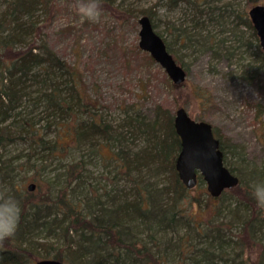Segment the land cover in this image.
<instances>
[{
  "label": "rangeland",
  "instance_id": "rangeland-1",
  "mask_svg": "<svg viewBox=\"0 0 264 264\" xmlns=\"http://www.w3.org/2000/svg\"><path fill=\"white\" fill-rule=\"evenodd\" d=\"M4 1L0 0V11ZM56 1L57 12L45 27L42 42L81 72L84 93L93 105L88 108L89 114L97 113L114 127H122L128 113L149 121L155 118L158 106L160 113L164 110L172 116L178 107H183L194 120L212 125L223 148L226 165L234 175L244 184L264 182V53L254 29L246 25L247 11L254 5L264 6V0H125L123 9L134 11L136 18L103 10L98 23L82 22L71 7L73 0ZM162 7L168 14L158 11ZM141 9L152 13L155 32L186 70L183 85L174 86L160 65L138 48L140 27L137 19ZM195 88H200L202 95L197 94ZM84 112L83 108L78 118L86 117ZM116 129L122 132L123 141L114 143V151L134 153L145 146L143 136H134L124 128ZM55 135L54 127L49 128L45 137L48 145ZM39 152L38 148L33 149L29 139L18 140L3 152V159L13 160L14 166L26 165L21 172H15V181L28 193L36 195L41 191H37L36 182L28 178L38 179L30 165L43 157ZM99 152L108 156L111 150L101 146ZM65 155L63 160L50 155L45 160L43 175L53 180L56 189H61L65 186V178L57 177L65 175L63 163L83 160V178L70 189L74 200H79L86 210L90 209L91 218L97 224L109 222L106 213L119 201L136 198L133 181L140 179L139 186H149L150 191L152 186L158 191L162 184L168 183L161 173L156 176L143 174L145 177H142L135 171L129 178L122 177L118 175V167L103 163L88 143L73 146ZM113 176L116 179L113 180ZM29 185L34 186L32 191H28ZM43 188L45 184L42 183ZM204 193L208 194L201 184L190 191L192 207L185 202L179 204L184 207L185 215L194 213V221L178 219L164 234L157 233L159 245L155 253L163 257V264H198L199 261L207 264L190 249L193 246L199 252L204 247L205 236L217 234V231L235 241L242 226L240 217L247 213L241 206L233 205L234 198L229 190V195L215 199H207ZM150 196L147 198L153 207L155 199ZM159 199L163 204L166 196L161 195ZM214 206L219 207L216 214L211 211ZM139 223L137 218L134 225ZM209 226L213 227L212 232ZM139 228L129 238L141 237L147 241L146 234L139 235ZM48 241L56 247L64 244L57 239ZM239 252L238 249L228 250L226 263L212 256L211 264H238ZM243 252L254 259L255 254L248 248Z\"/></svg>",
  "mask_w": 264,
  "mask_h": 264
},
{
  "label": "trees",
  "instance_id": "trees-1",
  "mask_svg": "<svg viewBox=\"0 0 264 264\" xmlns=\"http://www.w3.org/2000/svg\"><path fill=\"white\" fill-rule=\"evenodd\" d=\"M124 1L101 0V4L103 10L136 18L134 11L123 9ZM56 2L5 0L0 11V186L6 185L22 208L15 236L0 245V264H34L39 259H57L63 264H163V257L155 253L159 245L157 233L162 231L164 234L178 219L194 221V213L185 215L184 207L179 205L185 202L192 207L193 200L191 190L183 186L175 170L180 140L175 133L173 116L164 110L160 113L158 106L152 120L128 113L125 125L114 127L97 113L89 114L93 105L84 93L81 72L42 42L45 27L57 12ZM138 13L148 16L152 23L149 10L141 9ZM246 25L253 28L248 18ZM200 90L195 88L196 93L202 95ZM83 108L87 116L78 118ZM53 127L56 135L48 145L45 137L48 129ZM116 128H124L134 136H143L145 146L134 153L114 151V143L123 141L122 132ZM23 139H29L33 149L38 148L43 156L30 165V170L38 175V179L35 176L28 178L35 181L37 191H41L37 195L28 193L15 181V172H21L26 165L18 163L14 166L13 160L3 159L6 148ZM82 143L95 148L103 163L117 166L118 175L122 177L129 178L135 171L142 177H145L143 174L156 176L161 173L168 183L162 184L158 191H154L156 186H152L150 191L149 186H139L142 184L140 179L139 182L133 181L137 189L136 198L119 201L106 213L110 217L109 222L97 224L91 218L90 209L86 210L79 200H74L70 189L83 178V160L63 163L65 175L57 177L65 178L66 187L61 189H56L53 180L43 175L45 160L50 155L63 160L73 146ZM101 146H107L111 150L110 155H101ZM220 149L223 152L221 144ZM27 163L30 164L29 161ZM223 163L233 173L226 165L224 152ZM42 183L45 184L43 189ZM201 184L204 183L198 177L196 187ZM229 191L234 198L233 205L241 206L247 213L240 217L242 226L235 241L228 240L229 237L217 231V234L205 236L204 247L199 252L193 246L194 250H190L207 264L214 259L219 262L225 260L226 263L228 250L235 249L241 255L238 264H264V210L257 208L251 196V185L244 184L240 178L238 185ZM204 194L207 199H213ZM150 195L155 199L153 207L147 198ZM161 195L166 196L163 204L159 199ZM223 195L229 193L225 191ZM197 205L201 207L200 203ZM211 211L216 214L219 207L214 206ZM137 218L140 223L136 226ZM138 228L139 235L143 233L149 238L147 241L141 237L136 240L129 238ZM212 229L208 227L211 232ZM49 239H57L64 244L56 247ZM149 243L152 246L146 245ZM247 248L255 254L254 259L244 254ZM212 256L214 259L211 260Z\"/></svg>",
  "mask_w": 264,
  "mask_h": 264
},
{
  "label": "water",
  "instance_id": "water-1",
  "mask_svg": "<svg viewBox=\"0 0 264 264\" xmlns=\"http://www.w3.org/2000/svg\"><path fill=\"white\" fill-rule=\"evenodd\" d=\"M247 16L264 53V6L254 5ZM139 24L138 48L150 55L154 62L164 70L174 86L186 81V71L167 51L163 39L155 32L148 16L142 15ZM173 126L180 140V150L175 159L178 178L187 190L193 189L201 177L207 193L212 198L219 197L224 191L236 187L239 178L223 163V152L215 138L210 123L192 119L183 107L174 112ZM28 186V191L33 190ZM34 264H63L57 259H39Z\"/></svg>",
  "mask_w": 264,
  "mask_h": 264
},
{
  "label": "clouds",
  "instance_id": "clouds-1",
  "mask_svg": "<svg viewBox=\"0 0 264 264\" xmlns=\"http://www.w3.org/2000/svg\"><path fill=\"white\" fill-rule=\"evenodd\" d=\"M75 15L82 22L98 23L103 17L101 0H73L71 5ZM162 14H168L166 8H160ZM251 196L258 209L264 210V182L251 185ZM22 208L19 201L6 186H0V245L13 238L21 220Z\"/></svg>",
  "mask_w": 264,
  "mask_h": 264
}]
</instances>
